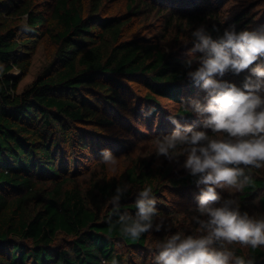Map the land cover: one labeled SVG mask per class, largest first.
Segmentation results:
<instances>
[{
	"label": "trees",
	"instance_id": "16d2710c",
	"mask_svg": "<svg viewBox=\"0 0 264 264\" xmlns=\"http://www.w3.org/2000/svg\"><path fill=\"white\" fill-rule=\"evenodd\" d=\"M102 4L103 0H94L86 14L83 0H0V264H126L128 253L158 255L157 243L162 242L154 240L158 231L132 239L122 234L116 221L122 214L135 216V203H121L132 199L133 188L144 185L156 196L157 184L169 173L129 170L126 183L131 189L121 195L117 211L110 201L116 188L125 184H95L104 203L90 205L71 174L79 167V158L91 159L93 135L84 126L101 115L97 122L111 126L109 116L120 107L127 110L125 99L131 93L127 81H141L151 94L181 102L188 90L187 73L197 67L169 59L157 45L125 41L123 28L130 20L100 17ZM18 15L26 16L22 28L26 38L9 25L8 18ZM167 19L171 25L198 20L176 17L174 12ZM218 20L212 34L222 32ZM46 36L57 45L52 72L19 94L20 78L12 73L15 69L28 73L30 62L22 58L29 57L36 39ZM88 95H95L98 102ZM252 169L245 168L250 181L240 195L246 205L264 192V176ZM195 180L190 174L182 178L191 189L197 186ZM45 181L53 182L50 191L39 188ZM258 200L264 211V195ZM158 216L159 212L154 224ZM60 234L70 238L67 246L57 244ZM238 255L244 264H264L262 248L250 247L248 255Z\"/></svg>",
	"mask_w": 264,
	"mask_h": 264
},
{
	"label": "rangeland",
	"instance_id": "374dc122",
	"mask_svg": "<svg viewBox=\"0 0 264 264\" xmlns=\"http://www.w3.org/2000/svg\"><path fill=\"white\" fill-rule=\"evenodd\" d=\"M93 1L83 0L86 14L91 11ZM134 1L103 0L99 16L102 18L127 17L130 21L123 28L125 41H132L141 45H157L169 55L171 60L175 58L186 62L191 58L188 53L196 43V40L192 37V32L203 25L201 23L203 20L208 25L216 24L211 27L203 25L213 39H218L223 35L225 29L233 27L236 32L242 30L257 31L264 27V0H168L165 3H158L153 0H137L138 3L132 8ZM36 2L39 3V0H36ZM154 6L159 10L163 9L164 13L151 9ZM135 7L139 8L140 11L136 12L134 10ZM173 12L176 17L182 16L186 18L187 16H192L193 18H198V20L190 23L183 19L182 22L171 25L167 18L168 14ZM215 19H219L222 22V32L212 34V28L218 26L214 22ZM8 21L10 26L20 30L21 37H27L22 30L26 23V16H13L8 18ZM40 29L44 28L40 27ZM36 40L37 42L31 45L32 50L29 52V57L22 58L30 62L28 73L23 75L18 69H15L12 73L20 78L19 94L30 87L38 77L52 72L53 69L57 45L48 36ZM201 55L203 54L200 52L194 53L196 57ZM256 63L264 67V57H261ZM192 65L193 67H199L196 61ZM254 66L255 64L252 65V67ZM250 75V69L241 72L239 75L229 71L223 77L217 76L216 79L242 87L245 77ZM252 79L255 80L256 77L252 76ZM126 85H128L131 92L130 96L125 99L128 104L127 110L120 107L116 114L109 116L113 125L99 124L97 121L102 119L101 115L96 122L94 121L90 125L84 126V129L89 130L93 135L94 145L91 159H84V155L79 158L81 159L79 161L80 165L76 167L71 177L81 187L83 195L91 205L93 201L97 202V200H100L102 202L99 191L94 187L95 184L113 182L127 185L126 175L129 170H137L139 173L141 171L145 173H169L157 184L156 192L158 195L154 196L153 191L151 192V197L156 200V208L157 212H159L156 224L162 222L161 230L157 232L158 234L154 240L164 241L167 236L177 232L184 235H200L201 233L197 231L199 225L193 220V217L199 216L198 197L203 185L195 186L192 189L185 185L182 182V178L189 175V172L183 167L186 157L180 156L172 161H169L164 156L158 157L155 154L156 145L154 139L169 135L175 130V125L170 118L175 119L182 126L190 125L194 130L205 131L212 135L211 129L205 127L204 118L199 117L191 110L190 106V102L193 100L206 104L207 93L201 85L192 82L190 79H187L184 84L188 85L185 87L188 90L183 93L181 102L171 101L151 94L141 81H127ZM97 96L101 99V95L98 94ZM88 98L93 102H98L95 95H88ZM155 109L158 112L154 113ZM183 109L189 113L182 112ZM105 149L110 150L117 158L116 164L112 165L102 162L101 155ZM252 170L258 175L264 176V166ZM175 180L177 182H174ZM39 188L50 191L53 188V182H42L39 184ZM145 188L146 186L138 184L133 188L132 199L121 202L122 205L130 202L135 203L138 192ZM129 189L131 188L129 187ZM92 191L96 195L94 199L91 198ZM217 192L221 199L213 205L214 207H219L225 199H233L237 201L242 212L246 211L257 219L264 218V211L261 209L258 200V197L263 196L264 192H261L248 205L241 203L240 195L242 190L218 188ZM201 219H206V217H201ZM69 240L70 238L60 234L57 244L67 246ZM222 243L224 248L234 254L230 264H235L236 258H240L239 253L248 255L251 247L237 242L231 244L216 242L211 247L220 249ZM258 247L264 249V246ZM118 248H120L119 245ZM155 253L156 251L153 254L145 252V254L136 256L128 253L126 264H137L139 262L152 264L154 262L153 259H155ZM156 262L155 259L154 264Z\"/></svg>",
	"mask_w": 264,
	"mask_h": 264
},
{
	"label": "clouds",
	"instance_id": "9594fccd",
	"mask_svg": "<svg viewBox=\"0 0 264 264\" xmlns=\"http://www.w3.org/2000/svg\"><path fill=\"white\" fill-rule=\"evenodd\" d=\"M192 37L196 43L188 53L191 58L186 66L190 68L196 61L199 67L189 71L187 76L205 90L207 103L193 100L190 106L204 118L205 127L211 129L212 135L194 130L190 125L182 126L170 118L175 130L156 137L154 143L158 157L172 161L185 156L183 167L196 177L197 187L203 185L198 197L199 216L193 217L201 234L177 232L167 236L158 243L155 259L157 264H230L234 254L224 248L223 243L220 249L211 247L214 243L264 246V218L257 219L242 212L233 199H225L219 207L213 206L221 199L218 188L242 190L250 181L245 168L264 166V67L256 63L264 57V27L240 32L233 27L213 39L201 25L192 32ZM195 52L203 55L196 57ZM249 69L251 75L245 77L242 87L216 79L229 71L239 75ZM101 160L112 165L117 162L107 149L102 151ZM128 188V185L116 188V195L110 201L114 211L119 209L118 202ZM151 192V188L138 192L135 216L118 217L116 223L123 235L138 239L153 229L161 230L162 222L154 224L157 208ZM235 264H244V261L236 258Z\"/></svg>",
	"mask_w": 264,
	"mask_h": 264
}]
</instances>
